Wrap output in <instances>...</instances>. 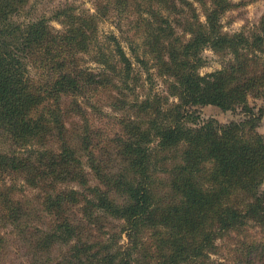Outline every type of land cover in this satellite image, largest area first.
I'll use <instances>...</instances> for the list:
<instances>
[{
    "label": "trees",
    "instance_id": "1",
    "mask_svg": "<svg viewBox=\"0 0 264 264\" xmlns=\"http://www.w3.org/2000/svg\"><path fill=\"white\" fill-rule=\"evenodd\" d=\"M195 1L205 7V22L190 0H96L95 13L65 4L52 15L64 26L61 31L50 26L52 18L46 15L16 19L30 0H0V139L9 144L0 149V182L5 187L0 192V223L28 239L36 256L49 253L53 240L80 232L82 220L65 216L64 208L84 200L92 209L126 218L129 229L138 222L153 229V242L132 240L133 247L124 250L128 254L141 242L146 257L142 264H264V235L241 241L231 261L212 258L218 252L217 239L228 231L250 222L264 230V136L256 132L260 117L249 103L250 95L264 98V22L248 31L224 33L220 18L231 0ZM110 19L120 25L119 32L127 33L132 57L120 34L101 35L99 25ZM187 34L190 38L182 40ZM206 48L221 53L225 61L222 68L201 75ZM85 54L98 68L86 64ZM31 59L45 73L39 88L29 75ZM136 64L149 74L155 66L172 77L168 92L180 103L170 104L169 94L158 92L143 99L124 95L141 80ZM99 87L116 92L111 106L121 102L130 106L124 108L126 114L134 112L124 123L125 135L114 138L115 165L93 151L97 144L80 108V97ZM63 96L72 97L68 108L61 104ZM209 104L239 108L247 117L225 128L214 120L187 124L193 122L187 118L188 105ZM76 111L86 123L81 131L66 127L65 116ZM154 138L162 149L185 147L173 168H161L172 177L174 193L168 203L153 193ZM79 148L91 159L98 182L94 185L83 176ZM14 174L30 188L44 184L40 204L56 219L49 230L38 225L32 201L18 197L16 186L7 183ZM99 183L124 195V201H116ZM105 246L103 241L74 244L76 263L69 256L65 264H115L119 254L106 252ZM42 261L52 264L49 258L35 262ZM121 264L129 262L123 259Z\"/></svg>",
    "mask_w": 264,
    "mask_h": 264
},
{
    "label": "rangeland",
    "instance_id": "2",
    "mask_svg": "<svg viewBox=\"0 0 264 264\" xmlns=\"http://www.w3.org/2000/svg\"><path fill=\"white\" fill-rule=\"evenodd\" d=\"M190 1L196 6L200 20L205 22L206 17L204 5L195 0ZM65 4L76 6L78 11L86 10L90 13L96 12V0H30L29 4L22 11L20 16L18 18L16 17V19L27 21L41 15H46L47 17L52 18L54 12L60 6L62 7ZM50 20V26H52V28L61 31L63 30L64 26L57 19L52 18ZM114 21L111 19L103 20L99 25L100 33L105 37L111 32L120 34L119 36H121L120 39L122 40L124 49L128 55L132 57L133 51L130 50L128 42L125 40L127 33L122 34V32H119L118 27H120V25H116ZM262 22H264V0H231L230 7L222 13L220 18L222 32L228 34L239 32L242 29L248 31L249 29L254 28V26L260 25ZM178 27L179 30L181 26L179 25ZM189 38V34H187L183 36L182 40L186 41ZM201 55L203 56V59H205L198 69V72L201 75L222 68L225 61L221 53L215 52L211 48L203 49ZM84 56L88 59L86 63L87 65L91 68H98V65L92 61V57H88L86 54ZM34 63L33 59H31L29 62V75L34 87L39 88L45 80V73H41L40 68ZM135 66L136 70L139 71L141 75V80L138 81L137 85H132V89L130 88L123 91L124 95H127L130 99H134L137 96L143 99V96L155 92L162 93L163 95L169 94L168 82L172 80V77L163 76L158 72L155 66L150 67L151 74L147 73L145 69L138 64ZM112 95H116V92L114 90L112 91L109 87H99L96 92H93V94L92 92L89 93L88 90L85 99H83L82 96L80 97L83 101L81 102L80 108H83L86 111L87 122L90 124L91 128L92 141L97 144L93 145V151L97 156L101 157L103 153L104 159L109 160L110 165H115L116 162L112 158L115 156V149L118 147V144L117 141H114V138L125 135L124 130H127V128L124 126V123L131 119L134 112L130 110L128 112L129 114H126L124 108L126 107L127 109L130 106H128V104H126L127 106L123 105L121 102L118 103L116 107L111 106L113 101V98L111 97ZM169 96L168 103H180L179 97L176 94H169ZM71 99V96H63L61 99L62 106L68 108ZM249 103L253 107L257 116L260 117L258 119L256 132L264 136V98L250 95ZM92 104H94V107L91 106ZM187 108L191 113L187 118L193 120V122L188 120V125H194L195 122L201 123L214 120L219 126L225 128L232 123L240 125L247 117V115H245L239 108L237 110H230L212 104L188 105ZM76 112L77 113L70 118L69 116L72 112L65 116L66 127H68L69 130L77 129L78 131H81L83 130V125H86V123H84L78 111ZM8 145L9 144L0 139V149H4L8 147ZM150 146L153 148L151 153L152 159L157 161V167L153 164L151 165V168L156 171V173H153L151 176L153 183L156 181V184L154 183L153 185V193L155 194L156 200L157 196H159L161 202L168 203L173 199L172 197L174 193L170 184L172 177L168 171H163L161 168H173L175 163L180 161V157L185 147L184 144H181L171 149H162L159 147L158 139L156 138L150 143ZM108 150L110 152H108ZM78 155L81 157L84 165L83 176L90 178V185L98 183L89 156L84 150H82V148H79ZM119 164H121V162H119ZM205 166L208 171L212 168V164L209 162L206 163ZM10 182L16 186V194L18 197H21L23 200L30 199L35 205L36 216L39 222L38 225H43L46 230H49L56 219L53 215L47 213L44 209V205L41 206L40 204V197L45 187L44 184L37 190L30 188L24 183L23 178L19 174L10 176V178L7 179V183L9 184ZM98 186L103 190L110 192L116 201H124V195L114 192L115 190L113 191L112 188H110L111 186L108 187L102 183H99ZM74 187L77 188V185ZM260 187L261 189H264V182ZM2 188L5 187H3L2 182H0V192L4 190ZM93 210L94 212L91 216L87 215L85 217L86 214ZM64 215L80 219V221L82 220L80 223V232L73 237L68 236L67 240H64L62 237L53 240V246L50 252L47 254L40 253L38 256L34 254L33 248H30V241L28 239H25L23 235L19 234L13 227L0 223V237H3V241H5V243H1L0 264H36L35 261L40 258L43 260L49 258L52 264H56L57 262L65 264V258L69 256L73 258V251L71 250L72 245L79 243H99L100 241H103V245H108L105 246V248H107V250H105L106 252L108 251L110 254H119L115 264H121L123 259H127L129 264H142L146 260L145 255H143V248L141 249V242H153L150 238L153 229L142 227L146 224L138 222L132 227V229H129V223L126 221V218L120 217L116 214H107L101 209H92L90 205L85 204L84 200H82L81 204L77 207L66 205L64 208ZM263 235L264 230L260 226L251 222L243 229L228 231L223 237L217 239L216 251L218 252L216 253L218 254H212V258L222 263H225L228 260L231 261L232 253L240 245L239 243L241 241L245 239H260ZM139 239L141 242L138 244L137 248L131 249L133 247L132 240L137 244ZM130 246L131 252L128 253V250V254H126L124 250L128 249ZM97 249L98 246H95L94 250ZM153 251L154 249L152 248V253ZM73 260L76 263L75 258H73ZM42 262L44 264V261Z\"/></svg>",
    "mask_w": 264,
    "mask_h": 264
}]
</instances>
